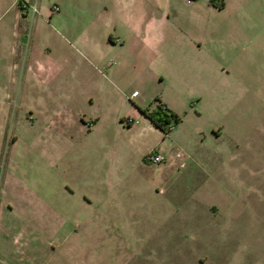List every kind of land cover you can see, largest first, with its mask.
I'll return each instance as SVG.
<instances>
[{"label": "rangeland", "instance_id": "rangeland-1", "mask_svg": "<svg viewBox=\"0 0 264 264\" xmlns=\"http://www.w3.org/2000/svg\"><path fill=\"white\" fill-rule=\"evenodd\" d=\"M8 1H0V199L5 176H22L23 161L11 167L15 146L28 148L44 120L22 112L30 92H44L29 80L54 76L48 69L38 73L57 58L68 78L93 74L89 62L106 72L92 48L106 49L113 38L103 29L114 24L123 44L104 60L119 63L118 76L141 91L144 106L162 102L174 115L167 133L157 126L140 134L126 117L123 127L106 126L101 171L113 194L109 220L119 228L118 239L103 249L108 263L264 264V0H51L47 15L21 7L28 16L17 42L10 34L17 4ZM221 1L225 6L216 5ZM134 24L146 32L132 36ZM238 31L251 38L243 50L235 47ZM195 56L202 61L197 76ZM97 101H83L84 111L104 109ZM157 140L187 155L184 167H172L174 176L141 156L142 146L152 149ZM85 169L63 158L56 176Z\"/></svg>", "mask_w": 264, "mask_h": 264}, {"label": "crops", "instance_id": "crops-1", "mask_svg": "<svg viewBox=\"0 0 264 264\" xmlns=\"http://www.w3.org/2000/svg\"><path fill=\"white\" fill-rule=\"evenodd\" d=\"M50 1H8V6L17 4L11 30L9 26L7 30L13 36V42L18 41L28 16L21 13L22 5L28 8L35 5L42 15H47ZM222 6H225L224 2ZM154 21L147 20L146 27L153 25ZM115 29L116 25L106 23L103 33L111 31L109 34L113 41L106 43V49L99 43L92 48L97 60L105 65L106 72L89 62L93 74L84 79L68 78L63 76L66 69L63 58H60L62 61L57 58L49 67L41 64L38 73L48 69L54 76L49 72L46 77L38 75L29 80V84L36 83L44 86L45 90L51 84V89H42L44 92L41 94L30 92L28 101L21 107L27 117L39 115L44 120L39 122L28 148H18L19 145L14 148L11 167L14 169L18 161H23L22 176H15L13 171L5 176L4 194L0 199V264H109L103 249L110 238L118 237L115 230L119 228L109 220L108 201L113 194L107 189L105 172L101 171L107 144L106 126L113 123L123 127L122 117H126V120L133 118L132 124L127 127H140V134H146V130L153 132L157 127L137 105L144 106L145 97H140L141 91L118 76L121 71L119 63L104 60L109 50L123 44L119 42L118 35L112 33ZM145 29L140 24H134L129 30L136 37L139 31ZM234 36L235 47L239 50L245 49L246 44L251 42L250 35L245 31L234 32ZM196 42L197 39H190V50L197 53L199 43ZM194 60L191 69L197 76L202 69V61L197 56ZM134 90L138 93L132 96ZM95 99L103 102L104 109L99 107L84 111L83 101L89 100L93 105ZM134 121H139L140 125L134 124ZM50 133H55V136L50 138ZM19 136L13 137V144ZM155 144L158 146L154 148L167 156L166 161L156 163V168L166 177L174 176L172 167L181 169L173 156L175 149L160 140ZM144 146L141 156L152 147ZM95 152L99 155L94 162ZM63 158H69L76 166H85V171L77 176H56V165L61 164ZM93 165L98 169L96 172L91 169Z\"/></svg>", "mask_w": 264, "mask_h": 264}, {"label": "trees", "instance_id": "trees-1", "mask_svg": "<svg viewBox=\"0 0 264 264\" xmlns=\"http://www.w3.org/2000/svg\"><path fill=\"white\" fill-rule=\"evenodd\" d=\"M216 5L222 6L223 1L217 3ZM139 108L144 114H146L151 119V121L156 126L164 130L165 133H167L169 129H171V125L167 126V123L170 120V116L174 114L172 112H168L166 105H164L162 102H158L157 107L153 109H151L150 106H139ZM175 119H177L176 115ZM132 121L133 118H131V120H127V123L130 124Z\"/></svg>", "mask_w": 264, "mask_h": 264}, {"label": "built area", "instance_id": "built-area-1", "mask_svg": "<svg viewBox=\"0 0 264 264\" xmlns=\"http://www.w3.org/2000/svg\"><path fill=\"white\" fill-rule=\"evenodd\" d=\"M22 6H23V8H26L25 4H23ZM32 7H33V10H36L35 5H32ZM137 93H138V91L134 90V91H132L131 95L133 96V95H136ZM127 120H131V118H129ZM86 123L89 124V122H86ZM173 156L177 160L178 167H184L186 165L187 155L184 153L183 150L175 149L173 151ZM144 158H145L146 162L156 164V163H162V162L166 161L167 156L165 153H163L159 149L152 148L145 154Z\"/></svg>", "mask_w": 264, "mask_h": 264}]
</instances>
